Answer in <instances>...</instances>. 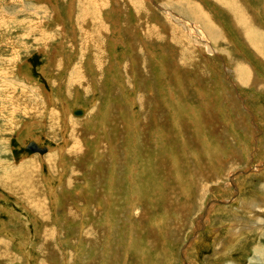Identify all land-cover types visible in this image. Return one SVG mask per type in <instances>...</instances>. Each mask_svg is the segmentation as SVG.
<instances>
[{"label":"rangeland","instance_id":"374dc122","mask_svg":"<svg viewBox=\"0 0 264 264\" xmlns=\"http://www.w3.org/2000/svg\"><path fill=\"white\" fill-rule=\"evenodd\" d=\"M1 194L0 264H264V0H0Z\"/></svg>","mask_w":264,"mask_h":264},{"label":"bare ground","instance_id":"6f19581e","mask_svg":"<svg viewBox=\"0 0 264 264\" xmlns=\"http://www.w3.org/2000/svg\"><path fill=\"white\" fill-rule=\"evenodd\" d=\"M51 98H49V100H50ZM53 100V99H52ZM54 102V101H53ZM52 106V105H51ZM55 106H57V104L55 105ZM52 107H54V106H52ZM53 109V108H52ZM83 110H80L79 112L78 111H76V115L78 116V115H85V114H83ZM87 115V114H86ZM67 122V121H66ZM44 124V123H43ZM69 124V123H68ZM67 124V125H68ZM26 125V124H25ZM67 125H65V132H66V128H67ZM29 126V125H28ZM43 126V125H42ZM52 127V126H51ZM29 128V127H28ZM55 129V128H54ZM50 130V129H49ZM62 131V130H61ZM30 132V131H29ZM63 134H64V132H63ZM29 135V134H28ZM31 135V134H30ZM64 137V136H63ZM37 139V138H36ZM31 141H34V140H31V139H29L28 141L26 140V142L24 143V147H26V145L28 144V143H30ZM36 141V140H35ZM67 141V140H66ZM66 141H65V143H66ZM41 142V141H40ZM30 146V145H29ZM41 146V145H40ZM64 147H65V145H64ZM32 149H33V151L34 152H39V154L40 155H30L29 157L27 156V154H25L23 157V160L20 162V165L18 166L17 164L15 165V164H12V166H10V168H4V171H5V173H6V175L5 176H7V178L9 179V177H10V175H15L16 176V178H18L19 177V174L21 173V171L22 172H24L26 169H28L29 171L31 170V171H33V174L35 173V168H36V164H37V162L36 161H40V157L42 158V162L43 161H47L46 163H47V166H48V170H50L51 168H50V165H49V163H48V160H49V162H51L50 160L51 159H48V158H50V156L52 155V150H50V149H48L49 150V152H48V154H46L45 156H43V155H41V154H43L44 152H46V149L44 148V149H39L38 147H36V146H32L31 147ZM66 148V147H65ZM29 152H31V149L30 150H28ZM55 151V150H54ZM56 151H58V150H56ZM65 152V149L64 148H62L61 150H60V157H62L63 158V154H62V152ZM56 154V153H55ZM56 157V156H55ZM55 157H53V158H55ZM59 157V154H58V156H57V158ZM52 158V157H51ZM32 159H35L36 161L34 162V161H31ZM54 162V161H53ZM42 164V163H41ZM25 166V167H24ZM61 166V165H60ZM62 166H63V169L65 170V168H66V163H63L62 164ZM12 171H13V173H12ZM49 173H50V171H49ZM50 177L51 178H49L50 180H48V182H49V184L50 185H52L53 187H51L52 188V190L50 191V195H52V193H56L57 192V190H56V187H55V179H54V177L52 176V174L50 173ZM10 180H11V178H10ZM56 182H57V178H56ZM62 180H61V184H62ZM68 183V182H67ZM50 187V186H49ZM56 191V192H55ZM7 193V192H6ZM1 197H0V199L1 198H4V200H5V202H8V197H6V195H0ZM51 199H53V201L51 200L50 202H54L55 204H57V202L59 201V198H51ZM11 201V200H10ZM2 202V201H1ZM4 203V202H3ZM10 203V202H9ZM18 205V204H17ZM10 207L11 206H9V204H7V206L6 205H4V206H2V203H0V208H1V211H3V212H5V213H7L8 214V216H9V214H11L12 215V217L14 218V216H16L17 214H15L16 212L13 210H10ZM11 208H13V207H11ZM259 210V209H258ZM255 211V210H254ZM38 215V214H37ZM40 215V214H39ZM19 216V215H18ZM23 217V216H22ZM25 217V216H24ZM31 217H33L32 219V222H34V224H35V226L37 227L38 225H37V220H38V217L36 216V214H33ZM10 218V217H9ZM18 219H20L19 217H17ZM30 218V217H29ZM40 218H43V217H40ZM2 219V218H1ZM12 219V218H11ZM22 219V218H21ZM24 219V218H23ZM46 219V218H45ZM57 220H56V222H57V224H59V217L57 216V218H56ZM154 219V218H153ZM13 221H14V219H13ZM23 222V221H22ZM43 222V221H42ZM45 222H46V220H45ZM14 223V222H13ZM2 224V223H1ZM5 224V223H4ZM46 224V223H45ZM22 225H23V228H27V230L28 231H26L25 233H28V235H26V236H23V237H20V238H18L17 240H15V235H13L12 234V236L11 235H8L10 232L9 231H3V232H0V235L3 233V235L5 234H7L6 236H10V238L9 237H7V239L8 240H11V241H13V243H15V244H18V246L17 247H19V248H21V249H24V250H27V249H29V248H31V246H32V243L29 241V236H30V230L28 229L29 228V220L28 219H24V222L22 223ZM1 226H3V225H1ZM4 226H6V225H4ZM45 226V225H44ZM5 228V227H4ZM38 228V227H37ZM47 229H49V228H47ZM48 231V230H47ZM240 231V230H239ZM238 232V231H237ZM24 233V234H25ZM32 233V232H31ZM44 233V232H43ZM33 234V233H32ZM31 234V235H32ZM35 235V234H34ZM242 237V236H241ZM22 243H23V245H22ZM36 245V244H35ZM46 247L47 248H49V245H46V246H44V250L46 249ZM32 249V248H31ZM49 251H50V249H49ZM49 251H47V252H49ZM27 254V253H26ZM30 256L32 257V255H31V253H30ZM28 258H29V256H28ZM31 258H29V259H27V260H30ZM30 263V262H29Z\"/></svg>","mask_w":264,"mask_h":264},{"label":"crops","instance_id":"0c3cea01","mask_svg":"<svg viewBox=\"0 0 264 264\" xmlns=\"http://www.w3.org/2000/svg\"><path fill=\"white\" fill-rule=\"evenodd\" d=\"M32 140H37V139H32ZM30 145V146H29ZM41 145V146H40ZM32 146H36V147H38L39 149H46V152H44L43 154H41V155H43V156H45L46 154H48V152H49V148H48V146H46L45 144H43L42 142H39L38 140L37 141H31L30 143H28L27 145H26V147H24V151H25V153L27 154V156L29 157L30 155L32 156V155H40L39 154V152H34L33 151V149L31 148ZM31 149V152H29L28 150H30ZM46 153V154H45ZM20 164V163H19ZM3 170H4V168H6L5 166H2L1 167ZM8 169V168H7ZM14 177L16 178V176L14 175ZM17 179V178H16ZM38 179H39V177H38ZM38 183H40L39 185H40V187H41V185H42V182L41 181H38ZM11 185H13V184H11ZM42 188L43 187H41V190H39V200H37V203H39V202H42L43 201V192H42ZM45 188V187H44ZM12 191L13 190H8V192L9 193H12ZM38 191V188H35L34 190H32V191H30V195H33V197H34V193H36ZM45 193L47 194V192H46V190H45ZM23 195H25V196H28V194H27V192L25 193V192H23ZM24 205V204H23ZM29 205H32V202L31 201H29ZM37 208H38V206H36V210H37ZM42 209V208H41ZM41 209L39 210V211H36L35 210V214L37 215V214H40V215H42V214H44V215H46L48 212H47V210H45V209H42L43 211H41Z\"/></svg>","mask_w":264,"mask_h":264}]
</instances>
